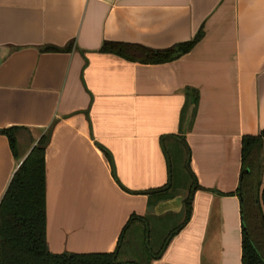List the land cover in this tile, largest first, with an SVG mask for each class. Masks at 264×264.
Listing matches in <instances>:
<instances>
[{"label": "crops", "instance_id": "1", "mask_svg": "<svg viewBox=\"0 0 264 264\" xmlns=\"http://www.w3.org/2000/svg\"><path fill=\"white\" fill-rule=\"evenodd\" d=\"M200 31L170 63L99 52L104 42L166 49ZM12 127L16 157L0 134V200L51 127L50 253H111L132 215L147 216L152 234L180 225L188 184L163 201L145 194L167 185L176 147L201 190L149 264H241L236 190L241 139L264 129V0H0V130ZM260 158L264 184V141Z\"/></svg>", "mask_w": 264, "mask_h": 264}, {"label": "trees", "instance_id": "2", "mask_svg": "<svg viewBox=\"0 0 264 264\" xmlns=\"http://www.w3.org/2000/svg\"><path fill=\"white\" fill-rule=\"evenodd\" d=\"M202 34L198 32L187 42L166 49H149L141 45L117 42H104L100 53L119 56L127 61L157 65L173 62L189 53L199 42ZM69 47L58 49L45 47L43 52L67 51ZM196 104V97L186 105V109ZM190 105V106H189ZM185 111V109H184ZM21 129L12 127L0 130L8 139L10 150L16 157V133ZM51 135V127L42 135L28 156L21 162L13 174L9 185L0 200V264H149L160 259L169 243L186 224L191 214L193 194L201 190L191 174L188 161L181 171L174 167V161L166 151L169 179L167 185L158 190L147 192L158 201L171 199V190L178 187L187 194L182 198L184 219L163 239L159 250L150 252V230L148 217L132 215L122 228L116 248L111 253L88 254H52L46 242V193L44 152ZM264 141V129L255 136L241 139V173L236 195L240 199L241 214V264H264V184L261 180V147ZM111 167L112 158L107 150L99 148ZM171 152L180 156V149L174 147ZM175 156V157H176ZM177 163V161H175ZM187 176V177H186ZM151 205V201L149 207ZM124 256L126 260H120Z\"/></svg>", "mask_w": 264, "mask_h": 264}, {"label": "rangeland", "instance_id": "3", "mask_svg": "<svg viewBox=\"0 0 264 264\" xmlns=\"http://www.w3.org/2000/svg\"><path fill=\"white\" fill-rule=\"evenodd\" d=\"M21 136L24 137L23 135H21ZM168 153L170 154L171 159L174 158L173 159L174 164H175L174 167H176L179 170V172H180L181 171V168L185 165V153H184V151H181V154H180L179 157L176 156L177 154L174 155L170 150L168 151ZM175 161H177V163ZM176 225L174 224V225H172L170 227L157 228L156 232H154L153 234L151 232L150 239H149L150 242H151V245H150V248H149L150 249V252L149 253L154 254V253H156L159 250V247H160V245H161L164 237ZM126 258L124 256H121L120 257V260H126Z\"/></svg>", "mask_w": 264, "mask_h": 264}, {"label": "water", "instance_id": "4", "mask_svg": "<svg viewBox=\"0 0 264 264\" xmlns=\"http://www.w3.org/2000/svg\"><path fill=\"white\" fill-rule=\"evenodd\" d=\"M21 163H19V165H20Z\"/></svg>", "mask_w": 264, "mask_h": 264}]
</instances>
